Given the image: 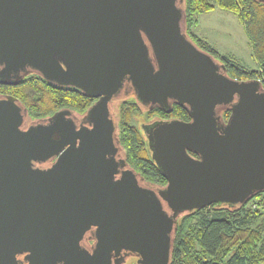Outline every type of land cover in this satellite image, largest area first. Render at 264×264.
I'll list each match as a JSON object with an SVG mask.
<instances>
[{"label":"water","instance_id":"water-1","mask_svg":"<svg viewBox=\"0 0 264 264\" xmlns=\"http://www.w3.org/2000/svg\"><path fill=\"white\" fill-rule=\"evenodd\" d=\"M181 2L0 0V82L36 72L96 98L89 127L62 108L22 128L26 108L0 97V264H168L181 213L264 190V88L186 36ZM130 93L190 117L142 125L163 187L117 157L110 101Z\"/></svg>","mask_w":264,"mask_h":264},{"label":"trees","instance_id":"trees-1","mask_svg":"<svg viewBox=\"0 0 264 264\" xmlns=\"http://www.w3.org/2000/svg\"><path fill=\"white\" fill-rule=\"evenodd\" d=\"M183 30L201 50L223 63L226 73L236 79H257L264 88V2L261 0H182ZM216 7L234 13L241 24L257 68H245L233 55L218 52L196 30V15ZM5 94L18 98L31 119L53 114L60 108L84 113L92 98L73 86L51 83L32 72L13 85L1 84ZM116 133L129 167L150 187H163L165 177L151 157L142 123L154 118L189 120L187 110L175 103L169 112L158 106H143L130 93L116 98ZM222 118L230 114L220 108ZM168 264H264V190L255 192L245 203L208 206L184 211L178 217Z\"/></svg>","mask_w":264,"mask_h":264},{"label":"rangeland","instance_id":"rangeland-1","mask_svg":"<svg viewBox=\"0 0 264 264\" xmlns=\"http://www.w3.org/2000/svg\"><path fill=\"white\" fill-rule=\"evenodd\" d=\"M198 25L195 30L221 54L233 55L247 68H257L251 55L249 39L237 16L227 10L216 7L208 12L196 15ZM117 100L111 102L112 116L115 118ZM125 264H135L128 260Z\"/></svg>","mask_w":264,"mask_h":264},{"label":"flooded vegetation","instance_id":"flooded-vegetation-1","mask_svg":"<svg viewBox=\"0 0 264 264\" xmlns=\"http://www.w3.org/2000/svg\"><path fill=\"white\" fill-rule=\"evenodd\" d=\"M32 72H29L27 74H31ZM1 84H4V83H1L0 82V97H4L8 94H5L3 91L4 87L1 85ZM4 85H13V84H4ZM3 90V91H2ZM91 98V97H90ZM92 102L91 104L96 101V98H92ZM116 99V98H115ZM114 99H112L110 101V110H112V106H111V102L113 101ZM62 109V108H60ZM64 109H68V108H65ZM69 110V113L68 115L73 119L76 127H80L81 125H85V126H90L89 122L86 120V111L84 113H79V112H76L74 110H71V109H68ZM112 113V111H111ZM52 115V114H50ZM50 115H47V116H43V117H38V118H35V119H31L28 117V115H26V117L24 118V121H23V125H22V128H26L29 124H32V123H35V122H39V121H45L46 118H48ZM170 119H177V118H174V117H170V118H164V119H160V118H154L152 121L150 122H147V123H152L153 121H159V120H170ZM187 121V120H186ZM147 123H142L141 125L143 124H147ZM146 136V135H145ZM147 139V138H146ZM117 157H124L123 156V150H122V147L120 146L119 147V150H118V153H117ZM125 158V157H124ZM54 158L52 159H49L45 162H42L41 164H38V166L40 167H48L50 166L53 162H54ZM155 187H158V186H155ZM93 230H94V227H92L90 230H88L82 240L80 241V244L82 245V247L86 248L87 250L91 251L93 246H94V243H95V239H94V235H93ZM124 256V261L122 262V264H125L128 262V260H130L131 262L135 261V264H138L137 263V259L138 257L133 254V253H130L128 251H122L121 252Z\"/></svg>","mask_w":264,"mask_h":264},{"label":"crops","instance_id":"crops-1","mask_svg":"<svg viewBox=\"0 0 264 264\" xmlns=\"http://www.w3.org/2000/svg\"><path fill=\"white\" fill-rule=\"evenodd\" d=\"M204 38H206V37H204Z\"/></svg>","mask_w":264,"mask_h":264}]
</instances>
